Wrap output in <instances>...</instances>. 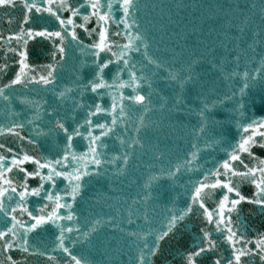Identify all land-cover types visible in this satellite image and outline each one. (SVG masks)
I'll return each instance as SVG.
<instances>
[{
    "label": "snow or ice",
    "instance_id": "snow-or-ice-1",
    "mask_svg": "<svg viewBox=\"0 0 264 264\" xmlns=\"http://www.w3.org/2000/svg\"><path fill=\"white\" fill-rule=\"evenodd\" d=\"M140 8V0H0L4 22L16 23L15 30H9L7 35L0 33V41L4 42L0 75L6 74L9 67V53L18 57L15 63L19 65L13 77L0 79V264H31L32 258L61 264V258L52 255L54 252L63 254L62 264H90L88 257L74 248L90 244L106 229L111 230V239L100 243L114 241L119 245L117 251L128 257L125 264H153L161 242L192 216L200 217L203 226L198 228L192 247L181 255V264H264V232L249 235L239 222L238 206L243 202L257 205L264 212V158L253 151L254 147L264 148V119L246 115L242 98L250 86L248 82L240 89L241 99L235 102V115L231 117L240 129V138L235 143L225 140L215 127L219 122L206 115L214 105L205 104L199 112L201 119L195 134L206 137L205 145L223 152V157L205 168L199 164L197 152L187 151L149 174L143 194L138 192L139 199L133 200L139 206L136 219H132V211L128 212L127 224H136L133 230L121 226L119 209L115 215L97 216L83 225L73 210L74 202L90 181L103 176L119 180L126 175L136 153L145 149L141 131L149 126L144 114L153 105L151 78L156 70H168L166 78L181 88L195 79L193 66L197 59L177 67L179 53L173 51L169 59L160 49L157 52L161 55L150 53L152 41L141 30ZM260 8V24L254 25L252 42L238 35L235 39L240 43L228 51L237 67L242 56L255 51L254 45L264 44V0ZM16 10L21 13L19 17L12 14ZM116 11L120 13L118 20L114 19ZM240 15L242 26L238 31L243 34L252 21L243 11ZM93 21L94 25L89 26ZM111 24L123 25V29L110 31ZM78 29L96 39L85 45ZM37 37L52 45L50 62L39 70L27 63L26 50L29 41ZM117 37L126 42L120 43ZM243 44L246 48L241 47ZM75 50L90 57V61L74 65L71 79L62 83L70 54ZM101 53L105 54L103 59ZM261 60L264 62V56ZM243 76L246 81L256 80L249 72ZM77 140L86 142L83 151L75 150ZM116 142L119 148H115ZM26 145L32 147L26 149ZM40 149L48 155L41 154ZM150 150L156 161L165 155L157 146ZM29 163L34 165L32 170L25 167ZM186 174L191 175L178 185L183 192L176 193L186 198L183 207H177L175 199L170 200L172 207L163 209L157 221L155 208H149V189L163 179L170 186L176 185ZM32 179L38 181L35 186L29 183ZM58 179L67 182L62 190L56 187ZM242 184L252 186L250 196L242 193ZM216 190L222 195L213 201L215 207H210L208 201ZM30 197L39 199L37 208L30 209ZM48 225L58 230L51 248L42 239H35Z\"/></svg>",
    "mask_w": 264,
    "mask_h": 264
},
{
    "label": "water",
    "instance_id": "water-1",
    "mask_svg": "<svg viewBox=\"0 0 264 264\" xmlns=\"http://www.w3.org/2000/svg\"><path fill=\"white\" fill-rule=\"evenodd\" d=\"M260 2L261 0H140L141 8L138 18L141 30L145 31L152 41L150 53L161 55V52H157V49H160L167 53L165 59H169L173 51L179 53L177 67L190 59H197V64L193 66L196 73L195 79L186 82L181 88L179 83L166 78L168 70H156V75L151 78L153 105L150 106V111L144 114L145 123L149 126L141 131L146 147L136 153V158L130 161L126 175L119 180L103 176L90 181L85 186L81 196L77 197V201L73 204V210L80 215L82 225L86 220L95 219L97 216L115 215L116 209H119L118 219L123 221L121 226L131 231L136 224H127L128 212L134 213L132 219L135 220L136 215L139 214L137 213L139 206L133 204V200L139 199L138 192L143 194V184L149 174L158 172L168 160L174 161L177 155L183 156L187 151L197 152L199 164L205 168L211 167L212 161L222 158L223 152L207 147L206 137L195 134L201 119L199 112L205 104L214 105L210 107L206 115L211 121L219 122L215 125L216 130L225 140L235 143L240 138V129L236 127L231 117L235 115L233 112L235 102L241 99L240 89L248 82L250 86L245 89L242 98L246 105V115L251 119H264V79L261 78L264 76V62L261 60L264 56V44L254 45L255 51H249L247 56H242L238 67L232 60V56L228 55V51L240 43L235 39L238 35L247 43L252 42L251 32L256 30L254 25L260 24ZM237 5L240 7L238 8ZM241 11L252 21L243 34L238 31L242 26ZM119 15L118 11L114 12V19L118 20ZM94 23L93 21L89 26H93ZM109 27L110 31L117 28L123 29V25L111 24ZM77 31L85 45L96 39L95 36L89 37L83 30ZM116 39L120 43L126 42L120 37ZM241 47L246 48V44ZM209 49L212 51L209 52ZM192 53L195 55L190 56ZM104 55L101 53V59ZM133 55L138 58V54ZM201 56L203 59L199 58ZM82 60L90 61V57L82 55L78 50L70 54L62 83L71 79L73 66L78 65ZM213 64L218 67H213ZM221 65L223 71L220 70ZM113 67L110 65V68ZM244 72H249L256 77V80L246 81ZM110 76L109 72L108 78ZM144 91H148L146 85ZM233 93L236 94L234 97ZM177 96H179V103H177ZM225 96L232 99H225ZM160 97H163V100ZM105 99L107 100V97ZM161 103L164 104L163 108L160 107ZM133 119H136V116H133ZM84 143L86 142L77 140L75 150L83 151ZM112 143L109 141L110 145ZM193 144L196 148L192 147ZM151 146H157L159 151L165 154L160 161L153 159ZM25 147L30 149L32 146ZM115 148H119L118 142L115 143ZM253 151L264 158V148L254 147ZM40 153L48 155L45 149H40ZM110 154L114 155L115 151ZM151 165L155 167H150ZM25 167L32 170L34 165L29 163ZM189 175L191 174H186L176 182V185L170 186V182L163 179L157 186L149 189L152 193L149 208H155L157 221L162 218L163 209L172 207L170 200L175 199L176 206L183 207L186 198L182 195L177 197L176 193L183 192L178 185L186 182ZM29 183L35 186L38 181L32 179ZM66 184V181L58 179L56 187L62 190ZM241 191L244 195L250 196L252 186L242 184ZM220 195L222 193L216 190L212 199L208 201V205L215 207L213 201L218 200ZM65 199L69 198L65 197ZM29 200L30 209L39 206L38 198L30 197ZM238 208L239 222L249 235L264 232V212L259 206L243 202ZM142 211L143 209L140 208V212ZM233 219L235 221L236 213H233ZM137 223L140 222L137 221ZM202 226L200 217L186 218L177 226L174 235L161 242L160 251L153 257V264H181V255L186 248L192 247L193 238L197 236L198 228ZM55 234H58L55 226L48 225L46 230L35 239H42L51 248V241ZM72 235L74 236L75 233ZM111 236L110 229L103 230L90 244L76 245L74 251L86 255L90 264H125L128 257L123 254V251H117L119 245L114 241L111 244L100 243L106 239L110 240ZM52 255L60 257L62 264V253L54 252ZM31 264H48V262L43 258H32Z\"/></svg>",
    "mask_w": 264,
    "mask_h": 264
}]
</instances>
